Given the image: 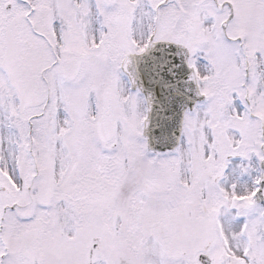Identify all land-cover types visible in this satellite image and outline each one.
Returning a JSON list of instances; mask_svg holds the SVG:
<instances>
[{
	"label": "snow or ice",
	"instance_id": "6c2138e0",
	"mask_svg": "<svg viewBox=\"0 0 264 264\" xmlns=\"http://www.w3.org/2000/svg\"><path fill=\"white\" fill-rule=\"evenodd\" d=\"M0 264H264V0H0Z\"/></svg>",
	"mask_w": 264,
	"mask_h": 264
}]
</instances>
